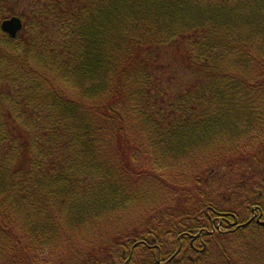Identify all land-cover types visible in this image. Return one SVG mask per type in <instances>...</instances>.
I'll return each instance as SVG.
<instances>
[{
    "label": "trees",
    "instance_id": "1",
    "mask_svg": "<svg viewBox=\"0 0 264 264\" xmlns=\"http://www.w3.org/2000/svg\"><path fill=\"white\" fill-rule=\"evenodd\" d=\"M263 155L264 0H0V264H264Z\"/></svg>",
    "mask_w": 264,
    "mask_h": 264
},
{
    "label": "water",
    "instance_id": "2",
    "mask_svg": "<svg viewBox=\"0 0 264 264\" xmlns=\"http://www.w3.org/2000/svg\"><path fill=\"white\" fill-rule=\"evenodd\" d=\"M1 29L5 34L15 39L23 29V22L19 17H12L2 23Z\"/></svg>",
    "mask_w": 264,
    "mask_h": 264
},
{
    "label": "flooded vegetation",
    "instance_id": "3",
    "mask_svg": "<svg viewBox=\"0 0 264 264\" xmlns=\"http://www.w3.org/2000/svg\"><path fill=\"white\" fill-rule=\"evenodd\" d=\"M258 209V211H256ZM252 213H253V215H252V218L249 220L250 222H252V221H256L258 224H260V225H262V226H264V213H263V211L262 210H260L259 208H254L253 210H252ZM223 229V228H227V226H224L223 225V222L222 221H219V225H218V227H217V229ZM221 229V230H222ZM233 230H235V229H232V230H225V232H231V231H233ZM206 246V244H203V248Z\"/></svg>",
    "mask_w": 264,
    "mask_h": 264
},
{
    "label": "rangeland",
    "instance_id": "4",
    "mask_svg": "<svg viewBox=\"0 0 264 264\" xmlns=\"http://www.w3.org/2000/svg\"><path fill=\"white\" fill-rule=\"evenodd\" d=\"M170 54L172 55V54H174V53L170 52ZM262 158L264 159V155L262 156ZM130 218H131V216H130ZM124 222L129 223L130 221H129L128 219H125ZM129 224H130V223H129ZM129 224H128V225H129ZM128 225H127V226H128ZM217 227H218V225H217ZM220 230H221V229H220ZM263 236H264V235H263ZM261 239H262V240H260V241H264V237H262ZM263 245H264V244H263ZM256 246H257L258 248L260 247L258 244H256ZM198 248H202V246L200 245V247L198 246ZM205 248H206V246H205L203 249H205ZM203 249H202V250H203ZM202 250H201V251H202ZM198 251H200V250H198Z\"/></svg>",
    "mask_w": 264,
    "mask_h": 264
}]
</instances>
